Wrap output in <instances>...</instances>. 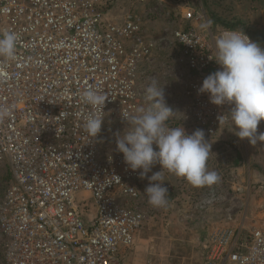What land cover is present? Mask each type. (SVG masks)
Masks as SVG:
<instances>
[{
  "label": "built area",
  "instance_id": "1",
  "mask_svg": "<svg viewBox=\"0 0 264 264\" xmlns=\"http://www.w3.org/2000/svg\"><path fill=\"white\" fill-rule=\"evenodd\" d=\"M113 3L0 0V34L18 36L14 59L0 57V109L10 111L0 120V163L10 171L0 201L6 264H125L120 252L144 222L137 208L144 198L139 171L114 150L115 136L128 130L126 113L150 106L145 90L153 79L161 85V51L176 47V61L186 68L189 134L201 129L208 141L231 123L229 106L198 94L218 70L209 58L226 30L175 26L149 39L139 16L110 21ZM184 19L201 16L189 11ZM89 89L108 95L94 139L83 128L93 112L83 102ZM203 248V264H264V229L216 230Z\"/></svg>",
  "mask_w": 264,
  "mask_h": 264
},
{
  "label": "rangeland",
  "instance_id": "2",
  "mask_svg": "<svg viewBox=\"0 0 264 264\" xmlns=\"http://www.w3.org/2000/svg\"><path fill=\"white\" fill-rule=\"evenodd\" d=\"M133 1L135 0H124L123 7L126 8L125 11H130L126 13L141 17L147 37L153 36L149 39H156L155 36L159 38L165 30L170 31L175 27L172 19L159 17L158 11L163 5L160 7L154 4L156 1L147 0L150 1L148 4L140 2L143 7H139L133 5ZM120 2L121 0H114L112 6L117 14L110 11V21L118 22L119 18L116 17L124 14L117 10L121 8ZM180 2L190 6L188 12L193 11L201 16L193 24L194 27L203 31L210 30L212 33L222 30L244 31L252 37L253 42L264 47V0ZM183 15L184 13L180 14ZM191 21L192 19H180L179 23L190 24ZM151 31L157 32V35ZM175 54V48L159 54V60L166 66L163 68L160 87H164V93L171 100L172 110L176 115L169 119L168 125L183 126L186 130L187 109L182 91L188 76L185 66L176 61ZM225 129L229 130L222 140L211 144L212 154L207 161V169L217 172L219 181L211 188H195L175 176L171 186L167 187L169 204L164 209L151 207L143 194L144 201L137 208L143 215L144 222L135 234L130 248L120 252L123 263L203 264L206 258L203 247L212 232L238 226L246 231L264 229V141L252 145L247 140H240L231 132L232 123L222 129L218 136ZM186 132L189 134L188 130ZM261 132H264V121L259 124L257 135ZM9 180L8 165L0 163V201ZM5 243V238L0 233V264H6Z\"/></svg>",
  "mask_w": 264,
  "mask_h": 264
},
{
  "label": "clouds",
  "instance_id": "3",
  "mask_svg": "<svg viewBox=\"0 0 264 264\" xmlns=\"http://www.w3.org/2000/svg\"><path fill=\"white\" fill-rule=\"evenodd\" d=\"M18 36L15 32L0 34V57L14 59ZM214 59L218 70L202 81L198 94H206L209 102L217 107L229 106L227 112L232 123V133L240 140L254 145L264 141V132L257 135L259 124L264 121V47L253 42L244 31L226 30L215 39ZM108 95L89 89L83 94V102L93 112L85 118L84 131L94 139L103 124V107ZM149 107L139 108L135 115H124L127 131L115 136L116 150L123 154L124 162L139 178H147L144 190L147 203L156 209L169 204L168 188L162 183V172L184 179L195 188L216 184L217 172L207 169L211 145L205 140L203 130L188 134L184 127H169L174 117L167 105L164 87L153 79L145 90ZM8 109H0V120L8 117ZM224 114L218 117L219 123ZM160 171L152 173L154 166Z\"/></svg>",
  "mask_w": 264,
  "mask_h": 264
},
{
  "label": "crops",
  "instance_id": "4",
  "mask_svg": "<svg viewBox=\"0 0 264 264\" xmlns=\"http://www.w3.org/2000/svg\"><path fill=\"white\" fill-rule=\"evenodd\" d=\"M120 0H118V2H119ZM124 0H121V2H120V4H122V5H120L121 6V8L120 9H117L118 10V12H120V13H124V14H126V12H130V11H125V7H123V5L125 4V2H123ZM154 1H156L154 4H156V5H158V6H160V7H162V5H163V7L160 9V11H158V13L159 14H163V16L164 17H167L168 19L170 18V19H172L173 20V22H174V24H175V26L176 27H188L190 24H195V21L193 22H190V24L189 23H187V22H185V23H182V24H180L179 23V20L180 19H183V20H185L184 19V16L186 15V13H188V9H189V7L190 6H188V5H183L182 4V2H180V0H153V2ZM182 1H184V0H182ZM135 2V3H134ZM144 2H147V4L150 2V1H145L144 0ZM138 5L139 7H143V4H140V0H135V1H133V5ZM170 5V7H168V5ZM182 4V5H181ZM114 6H112L110 9H109V11H108V14L110 15V11H113L114 13L113 14H117V11H115V10H113L114 8H113ZM135 7V6H134ZM137 8V7H136ZM163 10H165V12L163 11ZM168 10V11H167ZM169 11H170V13H169ZM184 11V12H183ZM165 13V14H164ZM182 13H184V15L183 16H180V14H182ZM193 14H195V12L193 13ZM152 16V15H151ZM112 19H113V17H111ZM116 18H119L118 19V22H116V23H120V22H122V18H123V15H122V17L120 16V15H118ZM152 18H153V16H152ZM177 19V20H176ZM194 26V25H193ZM152 32V34H154V35H157V32H155V31H151ZM151 34V33H150ZM151 37H153V36H150L149 38H151ZM155 38H157V36H155ZM173 48H175L176 49V47H170V49H168L169 51L170 50H172ZM168 50H164V52H167ZM161 53H163V51H161L159 54H161ZM163 66V63L159 60V66ZM161 80V79H160ZM170 99H167L166 100V102H167V105L171 108V109H173L172 108V104L170 103ZM187 130V129H186ZM226 131L224 132V133H221L220 134V136H218V137H216V138H214V139H211V140H208V142H209V144L211 145V144H213V143H215V142H218L219 140H222V138L225 136V133L226 132H228V130L227 129H225ZM158 171H160V167H159V165H156V166H154L153 167V169H152V172H149L148 173V176H151L152 175V173H154V172H158ZM162 177H163V179H162V183H165L166 184V186L168 187V186H171V184H172V182H173V180H174V178H175V175H173V174H170V173H168L166 170H164L163 172H162ZM148 183H149V181H148V179L147 178H145V179H140V183H139V186H138V189H139V192L141 193V194H143V192H144V190H145V188L148 186ZM209 188H211V187H209Z\"/></svg>",
  "mask_w": 264,
  "mask_h": 264
}]
</instances>
